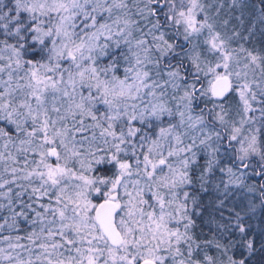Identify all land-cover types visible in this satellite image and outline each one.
<instances>
[{
    "label": "snow or ice",
    "instance_id": "1",
    "mask_svg": "<svg viewBox=\"0 0 264 264\" xmlns=\"http://www.w3.org/2000/svg\"><path fill=\"white\" fill-rule=\"evenodd\" d=\"M0 264H264V0H0Z\"/></svg>",
    "mask_w": 264,
    "mask_h": 264
}]
</instances>
